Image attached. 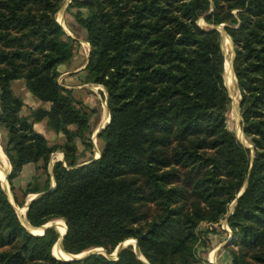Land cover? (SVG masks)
<instances>
[{
	"label": "trees",
	"instance_id": "1",
	"mask_svg": "<svg viewBox=\"0 0 264 264\" xmlns=\"http://www.w3.org/2000/svg\"><path fill=\"white\" fill-rule=\"evenodd\" d=\"M66 1L0 0L8 181L15 192L23 167L34 164L36 176L17 203L46 193L30 204L28 222L39 228L64 220L63 246L72 255L97 248L110 255L137 240L149 264H198V248L208 242L201 236L210 232L199 233L200 226L220 223L237 200L228 221L231 264H264V0H72L68 28L91 47L85 70L106 90L111 117L98 136L101 157L85 162L77 141L93 148L91 114L58 82L78 43L57 20ZM221 25L234 44L241 126L253 150L227 127L226 57L221 31L212 30ZM16 81L43 106L23 115ZM43 121L64 143L35 131ZM57 152L66 165H54L50 191ZM59 238L55 228L29 233L0 183V264H144L133 246L118 260L97 253L62 262L53 255Z\"/></svg>",
	"mask_w": 264,
	"mask_h": 264
},
{
	"label": "rangeland",
	"instance_id": "2",
	"mask_svg": "<svg viewBox=\"0 0 264 264\" xmlns=\"http://www.w3.org/2000/svg\"><path fill=\"white\" fill-rule=\"evenodd\" d=\"M71 2L72 0L66 1L63 8L57 14V20L63 25V27L65 28V31L69 35H71L76 41H78V43L76 44V51H75L76 57L70 63L60 67L59 69L60 77H59L58 82H59V85L65 90L72 91L73 94L77 92L78 95H75V97L79 101L82 102L85 109L88 111V113L91 114L90 134L88 136V139L93 143V148L90 150H85L84 145L79 140L77 141L78 150L80 153H82L81 160L82 162H85V161H88L89 159H95L96 157H99L101 155V150L103 148V142L99 140L98 136L100 134L99 132L102 130V128L106 126V124L109 121L110 111L107 105L106 90L102 87H99L91 83L88 73L84 69V67L87 64L88 56L91 52L90 45L83 39L79 38L76 34L72 33L70 29L68 28V23H75V19L73 18L72 13L74 14L76 10L73 9L71 12L68 11V7L71 4ZM83 12L87 14L86 11H83ZM199 25L203 28L209 27L204 22L203 19L199 21ZM224 27L221 28V31H223V33L228 35L226 31L224 30ZM225 34L223 35L225 36ZM224 36H222V50L226 57L224 83L232 99V104H231L230 110L227 115V119H228L227 127H228V130L232 132L233 134H235V136L238 137L244 144L251 146L241 126V122H242V114L240 110L241 109L240 108L241 93L239 90L238 81L234 73V67L232 68V64H231V62L233 61L234 63V60H235L234 44H232L231 41L226 38L227 36L225 37ZM0 135H1L0 137V156L3 157V155H6V153L4 152V149L2 146L1 132H0ZM64 139L63 141H60V143L59 141H54L55 143H51V142L49 143L52 145L62 144L65 141ZM57 153H61V152H57ZM0 161L2 163V166H4L3 161L1 159ZM5 172H7V168H4L3 175L2 174L0 175V179L3 182H4V179H6ZM45 180H46V177L43 176L41 178L42 184ZM26 186L27 185H19L18 181L17 182L14 181V188H15V192H14L12 189V186L10 185V182L8 181V178L3 184L5 192L7 193L15 209L18 211L19 215H20V212L25 211L24 217H21L22 221H24L23 219L25 218V214H26V203L24 204V206H20L17 202L23 201V195L21 193V190L24 189ZM51 186L53 187V181L51 182ZM34 196L35 195H31L29 196L28 199H32ZM230 212L231 210H229L228 215L230 214ZM228 215L226 216L225 219H223L220 223L216 225L202 224L200 226L199 233H204L206 230H209L210 232L208 233V235L203 234V236H201V239L207 238L208 242L205 247L200 245V247L198 248V255L200 256V259L203 261L202 263H198V264H206L204 263V261H206L209 264H211V262H213V264H222L221 261L219 260L220 256H218L216 260L214 259V255L216 252L224 250L226 247H232V244L235 238L233 231L229 227ZM57 220H62V219H57ZM57 220H53V221H57ZM53 221H51V224ZM66 230H67V226H66ZM58 231L61 234L66 233V231L63 233L59 229ZM37 232H38L36 233L37 235L41 234L40 233L41 231H37ZM126 244H130L133 246V244L135 243L133 242V240H130V241L128 240V242H126L124 245ZM54 249H58L59 253H61L60 251L61 249L58 244L54 246ZM54 249H53V254H54ZM97 249L104 250L103 248H97ZM114 252L110 255H113ZM64 255L68 259H61V258H58V259H61L64 261L70 260V256L68 254H64ZM227 255H229V253ZM55 258L57 257L55 256Z\"/></svg>",
	"mask_w": 264,
	"mask_h": 264
},
{
	"label": "crops",
	"instance_id": "3",
	"mask_svg": "<svg viewBox=\"0 0 264 264\" xmlns=\"http://www.w3.org/2000/svg\"><path fill=\"white\" fill-rule=\"evenodd\" d=\"M13 90L15 94L19 97H21L24 101V108H23V115H28L32 111L40 108L43 106L42 102L37 100L27 89L23 81H16L12 84ZM74 95H78L77 92ZM34 129L36 132L42 134L45 136V138L51 142L55 143L54 141H63L64 136L62 134H57L56 132L50 130L47 127L46 121L36 123L34 125ZM1 137V135H0ZM65 140V139H64ZM61 157H60V156ZM57 162H63L65 164V157L63 153H56L52 155L51 162L49 165V174L52 176L53 179V168L54 165ZM66 165V164H65ZM12 170V168H11ZM11 170L9 173H11ZM8 171L7 174L9 175ZM36 176V166L34 164H27L23 167L21 175L15 180L16 182H19V185H28L33 178ZM53 181V186H55V181ZM218 241V240H217ZM218 244V243H217ZM228 251L226 248L224 250H221L219 252H216L214 255V259L217 260V257H219V260L221 261L222 264H231V257L230 255H227ZM213 264V262H211Z\"/></svg>",
	"mask_w": 264,
	"mask_h": 264
},
{
	"label": "water",
	"instance_id": "4",
	"mask_svg": "<svg viewBox=\"0 0 264 264\" xmlns=\"http://www.w3.org/2000/svg\"><path fill=\"white\" fill-rule=\"evenodd\" d=\"M59 22V21H58ZM60 23V22H59ZM61 24V23H60ZM62 25V24H61ZM62 27H63V25H62ZM222 27H224V25H221V26H218V27H214V28H212V30H214V29H217V30H219V31H221V28ZM64 28V27H63ZM64 30H65V28H64ZM221 33H222V36H224L223 34H225V33H223V31H221ZM226 35V34H225ZM229 39H230V41H231V43L233 44V42H232V40H231V38L228 36V35H226ZM89 44V43H88ZM89 57H90V54H89V56H88V60H87V64H86V66L84 67V69L87 67V65H88V62H89ZM234 60V59H233ZM231 64H232V68H233V61L231 62ZM99 87H101V86H99ZM103 88V87H102ZM107 99H108V94H107ZM240 105H241V103H240ZM241 108V107H240ZM241 110V109H240ZM110 121H111V117H109V121H108V123L106 124V126L104 127V128H102V130L99 132V133H101L103 130H105L108 126H109V124H110ZM238 138V137H237ZM238 140L245 146V147H247V148H252V150H253V146H248V145H246V144H244L239 138H238ZM101 157V155L99 156V157H96L95 158V160H97V159H99ZM4 171V168H3V166H2V163H1V161H0V174L2 173ZM5 174H6V180H7V178H8V174H7V172H5ZM0 183H1V185H2V188L4 189V187H3V184H4V182L0 179ZM246 187H247V184H245V186H244V188L242 189V191H241V193L238 195V198L245 192V190H246ZM56 188V184H55V186H53L52 188H51V190L50 191H53L54 189ZM4 191H5V189H4ZM49 191V192H50ZM46 193H42V194H38V195H35L32 199H28L27 200V202H26V214H25V218L23 219L24 221H22V219H21V216L19 215V213H18V211H17V214H18V216H19V218H20V221H21V223L23 224V226L28 230V232L29 233H31L32 235H35V236H43L44 234H45V232L48 230V229H51V228H55L57 231H58V229L56 228V226H54L53 224H51V222L50 223H48V224H46V225H44V226H42V227H39V228H37V227H33L29 222H28V220H27V212H28V210H29V207H30V204L33 202V201H35V200H37V199H39V198H41L42 196H44ZM12 203V202H11ZM13 205V204H12ZM236 205H237V200L231 205V207H230V210H231V212H230V214L228 215V218L234 213V210H235V208H236ZM228 218H227V220H228ZM66 224V223H65ZM67 226V225H66ZM37 231H41L40 233V235H37L36 233H38ZM58 233L60 234V238H59V240H58V242L56 243V244H58L59 246H60V249L65 253V254H68L69 256H70V260H66V261H64V260H61V259H58V258H56V259H58V260H60V261H62V262H77V261H81V260H84V259H87L88 257H90L91 255H93V254H97V253H99V254H103L104 256H106V257H108L109 259H111V260H118L119 259V255L125 250V249H127V248H129L130 246H132V245H130V244H126V245H124L126 242H128V241H126V242H124V243H122V244H120L117 248H116V250H115V252H114V254L113 255H108L104 250H99V249H93V250H91V251H86V252H83V253H81V254H79V255H72V254H69V253H67L65 250H64V246H63V242H64V239H65V237L67 236V233H68V229H67V231H66V233L65 234H61L59 231H58ZM130 241V240H129ZM134 242H135V245H133V248H134V252H135V254H136V256L138 257V259L141 261V262H143L144 264H149V262L146 260V258L143 256V254L141 253V251H140V249H139V247H138V241L137 240H133ZM54 255V254H53ZM55 257V256H54Z\"/></svg>",
	"mask_w": 264,
	"mask_h": 264
},
{
	"label": "bare ground",
	"instance_id": "5",
	"mask_svg": "<svg viewBox=\"0 0 264 264\" xmlns=\"http://www.w3.org/2000/svg\"><path fill=\"white\" fill-rule=\"evenodd\" d=\"M226 36V35H225ZM224 36V37H225ZM227 39H229L228 37H226ZM230 40V39H229ZM0 159L3 161V165L5 166H3V168H7V171L9 172L10 170H11V164H10V161H9V159L6 157V155H3V157L2 156H0ZM2 175H3V172L1 173ZM0 174V175H1ZM4 179V178H3ZM5 181H6V179H4V183H5ZM24 212L25 211H22V212H20V215H21V217H24ZM52 224L54 225V226H56V228L57 229H59V230H61V232H65V231H67L66 230V226H65V223H64V221L63 220H57V221H53L52 222ZM132 242V241H131ZM130 242V243H131ZM134 242V241H133ZM135 243V242H134ZM133 245H135V244H133ZM61 251V253H59V251H58V249H54V255L57 257V258H61V259H68L64 254H63V251L62 250H60Z\"/></svg>",
	"mask_w": 264,
	"mask_h": 264
}]
</instances>
